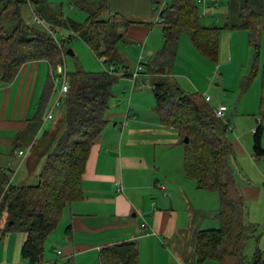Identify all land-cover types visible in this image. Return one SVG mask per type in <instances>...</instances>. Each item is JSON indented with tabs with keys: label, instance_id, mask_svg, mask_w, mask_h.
I'll return each mask as SVG.
<instances>
[{
	"label": "trees",
	"instance_id": "1",
	"mask_svg": "<svg viewBox=\"0 0 264 264\" xmlns=\"http://www.w3.org/2000/svg\"><path fill=\"white\" fill-rule=\"evenodd\" d=\"M12 1V4H7L6 0L0 6V85L10 83L30 62L46 61L57 74L59 67L64 69L60 48L75 37L88 45L101 64L114 66L116 46L122 38L118 32L130 23L120 14H111L107 20H101L100 15L108 10L105 3L69 0L74 7L85 11L86 19L78 23L52 12L47 0H28L34 3L35 8L38 7L34 16L48 20L47 31L41 25L27 26L20 16L21 2ZM177 1L161 14L164 44L155 60L146 66L152 74L166 75L182 32L188 31L194 49L213 61L217 57L222 30H245L251 34L257 24L264 30V0H228V8L236 15V20H226L222 27L202 25L195 0ZM7 12H11L13 22V27L8 30L3 24ZM52 27L68 35L57 42L51 33ZM250 43L254 49V62L250 75L241 83L242 91L249 87L259 71L256 64L259 47L253 41ZM106 69L102 72L76 69L66 73L70 88L59 100L58 121L51 131L45 132L47 145L40 151L45 165L38 183L22 187L12 184L6 190V181L0 185V216L6 213L2 233L20 232L25 235L21 257L27 264H41L48 234L58 225L64 208L82 196L81 180L85 165L94 141L108 123L106 115L116 81L115 75ZM261 74L259 117L255 120L257 127L253 130L252 148V155L257 160H264V148L261 146L264 134V65ZM51 88L49 84L30 127L41 124ZM153 92L162 126L177 131L183 141L188 139L184 143L186 178L193 181L198 189L215 192L219 197L217 219L220 226L196 234L197 262L264 264L259 250L251 258L244 253L247 242L257 240L258 235H254L252 226L247 223L244 200L231 168L232 149L226 135L228 126L231 127L229 117L226 121L218 119L216 108L213 109L206 99L197 93L181 91L163 77L155 82ZM99 258L100 264H138V248L135 242H123L102 248Z\"/></svg>",
	"mask_w": 264,
	"mask_h": 264
},
{
	"label": "crops",
	"instance_id": "2",
	"mask_svg": "<svg viewBox=\"0 0 264 264\" xmlns=\"http://www.w3.org/2000/svg\"><path fill=\"white\" fill-rule=\"evenodd\" d=\"M155 2L146 0L148 13L144 14L147 17L148 14L152 16L153 11L155 13ZM212 2H217L219 7L221 0L206 2L207 15H215L218 9ZM147 17L120 30V42L126 47L127 44L143 45L148 55L156 57L164 44L162 27L161 48L151 47L149 42L154 25ZM177 49L178 45L165 76L148 71L139 76L137 83L146 87L149 82L152 92L137 88L123 94L118 106H114L117 92L116 96L112 94L111 101L114 102L106 115L108 123L94 141L85 165L82 196L64 208L58 225L48 234L41 264H100L102 248L123 242L136 243L138 264H218L214 261L198 263L196 260V234L217 229L220 224L216 220V211L201 209L199 202L206 197L203 193L207 190L200 191L186 178L184 141L177 131L162 126L156 109L153 85L162 77L183 92L201 91L191 77L174 73ZM115 55L116 61H122L125 56L117 49ZM52 76L54 73L48 62H30L10 83L0 85V185L13 178L19 180L16 186H26L22 184L27 183V178H20L19 173L28 166L27 160L39 139L40 147L36 149L35 158L41 159V168L43 163L45 165L40 151L47 145L43 131L48 121H43V114L39 126L29 125L49 84L52 88L43 113L54 103ZM119 79L125 80L126 87L130 85L131 77L127 72ZM219 106L224 105L211 107ZM57 118L58 115L47 131L54 128ZM227 142L230 144L229 140ZM17 151H24L27 155L20 158ZM119 186L121 191H118ZM5 223L6 213H3L0 216V264H27L21 257L25 235L20 232L3 234ZM251 226L256 235L255 227ZM253 240L252 255L259 250L257 240ZM157 255L164 256V260L158 262Z\"/></svg>",
	"mask_w": 264,
	"mask_h": 264
},
{
	"label": "rangeland",
	"instance_id": "3",
	"mask_svg": "<svg viewBox=\"0 0 264 264\" xmlns=\"http://www.w3.org/2000/svg\"><path fill=\"white\" fill-rule=\"evenodd\" d=\"M85 1L92 4L105 3L108 10L100 15L99 18L101 20H107L111 14L117 12L120 13L125 21L132 23L143 20V18L147 17L144 12L148 13L145 4L146 0ZM155 1V13L153 11L152 16L148 14L147 17V19H150V23L154 25L153 33L150 35L149 45L151 47L157 46L160 49L162 46V25L158 22V12L160 4L164 0ZM199 1L200 0H195V3L198 6V11L202 12V4L199 3ZM19 2H21L20 16L27 26L32 27L33 25H41L40 27L49 31L48 20L46 18L40 19L38 16H34L35 9L37 12L38 7L35 8L32 1L19 0ZM172 2L173 4H176L178 1L168 0L167 3L170 5ZM5 3L6 0H0V6ZM12 3V0H7V4ZM47 3L52 12L62 16L63 19H71L78 23H82L86 19L85 11L74 7L69 0H47ZM212 3L213 6L218 7L217 2ZM224 6H228V0L227 2L226 0H221V2H219V7L214 12L215 15L208 14L204 17L200 16L201 24L204 26L222 27V24L225 23L226 20L234 22L236 20V15H233L230 9H226ZM45 8H47L46 5ZM7 13L8 14L3 18V24H5L4 28L6 30L13 27V22L11 21L10 16L11 12ZM50 29L57 42L63 40L66 38V35H68L65 31L53 27ZM120 30H124V28L122 27ZM247 32L248 31L245 30H222L218 40L217 57L213 61L210 59H204L202 56L196 54L191 45V34L188 31L181 33L177 49V58L174 64V73H180V76H189L197 82L201 87V91L193 92L197 93L204 99L207 98L211 106L224 105V107H226L227 111L225 115L227 118L229 117V124L231 126V130L226 133L232 149L231 168L235 176L236 186L239 188L244 200L247 223L250 226L252 224L253 227H255L256 234L259 236L257 247L260 250L262 260H264V160H257L251 157L253 130L257 127L255 120L259 117L261 71L264 65V30H261L259 24H257L255 30L251 34ZM118 33L121 34L120 31ZM251 41L259 47L258 57L256 58V64L259 71L251 81L247 90L242 91L241 82L246 79V76H249L250 66L252 68L254 62V49H252V43L249 44ZM60 49L63 53V64L67 74L74 72L76 69L87 72H102L105 67L107 68L109 66L108 64L102 65L97 57L91 52L88 45L78 37L72 38L69 42L65 43L64 48ZM116 49L120 50L125 56L121 58L122 61H114V66L116 67V73H114V75L116 80H118L114 83L112 88V94L114 96H116L115 92H117V100L115 101L114 106H118V101L119 103L122 101L123 94L130 91L134 92L137 89L131 90V81L130 85L126 87L124 83L125 80L119 78L123 76L125 72L131 74L135 72L139 58H141L143 73L144 71L146 72L147 64H150L155 57L148 55L149 52H147L143 45L127 44L126 47L124 43L119 42ZM69 50L73 53L72 56L67 54ZM137 85H140L139 82ZM144 88L145 91L152 92V85L149 82ZM57 95L58 92L53 95L54 101L57 98ZM111 100L112 98L109 101V109L114 102ZM60 110L61 107H58L57 110L54 111L53 119L45 124L43 132H46L50 125L54 123V119ZM261 146L264 148V134ZM37 147H40V139L37 141L34 150L31 153L32 155L27 160V162H29L28 166L26 169L20 170V178L22 176L27 178V183L22 185L28 186L36 185L38 183L37 179L44 163L41 168V159L35 158ZM13 182L15 186L19 184L18 179H13ZM199 190L202 191V189ZM203 194H206V197H203L199 202L201 209L206 211H216L217 213L220 204L218 194L208 191ZM216 220L219 222L217 218ZM249 241L251 242L248 243ZM249 241L247 242L244 251L248 258L252 257L254 243L253 239H250ZM156 257L158 262L164 260V256L162 255H157Z\"/></svg>",
	"mask_w": 264,
	"mask_h": 264
},
{
	"label": "built area",
	"instance_id": "4",
	"mask_svg": "<svg viewBox=\"0 0 264 264\" xmlns=\"http://www.w3.org/2000/svg\"><path fill=\"white\" fill-rule=\"evenodd\" d=\"M168 0H164L163 2H161L160 4V8H159V12H158V22L161 23L162 19H161V14L168 8ZM206 2L207 0H200L199 3L202 4V12H199V16H206L207 15V7H206ZM105 59H102V61H104ZM106 71L109 74H114L116 71V68L114 66H109L107 67ZM143 73V66L141 63V58H139L135 72H133L132 74L129 73L130 77H131V90H134L136 88H144L143 84L137 85V80L139 78V76ZM53 77V94H55L56 92H58L57 98L55 99L53 105L51 106V108L44 113L43 116V121H49L53 119L54 116V111L57 110V108L59 107V100L61 97H63L69 90L70 85H69V80L67 77L66 72L64 71V69L62 67L58 68L57 74H54ZM226 107L224 106H219L218 108H216L215 110V115L218 119L224 120L226 121ZM126 123V122H125ZM231 127L228 126V130H230ZM16 154L18 155V157L20 158H24L27 153L24 151H17ZM13 184V178L6 180L5 182V189L9 188L11 185ZM121 186L118 187V191H121Z\"/></svg>",
	"mask_w": 264,
	"mask_h": 264
},
{
	"label": "water",
	"instance_id": "5",
	"mask_svg": "<svg viewBox=\"0 0 264 264\" xmlns=\"http://www.w3.org/2000/svg\"><path fill=\"white\" fill-rule=\"evenodd\" d=\"M67 54H70V55H71V54H72V52L69 50V52H67ZM187 142H188V139H187V138H185V139H184V143H187Z\"/></svg>",
	"mask_w": 264,
	"mask_h": 264
}]
</instances>
